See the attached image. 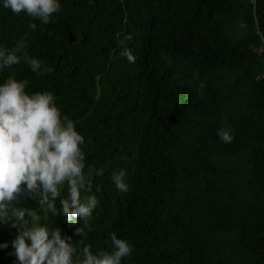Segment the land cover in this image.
I'll use <instances>...</instances> for the list:
<instances>
[{
    "label": "trees",
    "instance_id": "obj_1",
    "mask_svg": "<svg viewBox=\"0 0 264 264\" xmlns=\"http://www.w3.org/2000/svg\"><path fill=\"white\" fill-rule=\"evenodd\" d=\"M60 2L48 25L0 6V45L23 40L53 69L22 62L0 83L52 92L85 137L97 207L81 237L62 216L48 226L94 254L115 232L134 245L125 264H264V0ZM120 170L127 192L111 179ZM16 235L0 227V264H18Z\"/></svg>",
    "mask_w": 264,
    "mask_h": 264
},
{
    "label": "clouds",
    "instance_id": "obj_2",
    "mask_svg": "<svg viewBox=\"0 0 264 264\" xmlns=\"http://www.w3.org/2000/svg\"><path fill=\"white\" fill-rule=\"evenodd\" d=\"M0 6L15 15L25 13L42 25L51 23L54 14L62 11L60 0H0ZM28 26L37 29L36 23ZM26 47L23 40L11 50L0 45V75L22 62L37 75L53 72L30 57ZM121 55L131 64L137 62L130 48L125 47ZM28 86V80L13 76L0 83V227L10 225L17 232L11 254L18 264H125L134 245L115 232L110 237L112 251L94 254L91 245L81 248V240L74 242L71 236L62 235L61 229L48 226L50 215L62 216L81 237L84 229L77 225L89 223L98 200L92 194L91 172H85V137L76 122L62 116L52 92L29 94ZM231 133V128L217 131L224 143H232ZM125 177L124 170L112 173V182L120 192L129 191ZM65 189L67 195L62 196ZM27 200L38 203L39 210L26 207ZM8 248L9 243H0V250Z\"/></svg>",
    "mask_w": 264,
    "mask_h": 264
}]
</instances>
